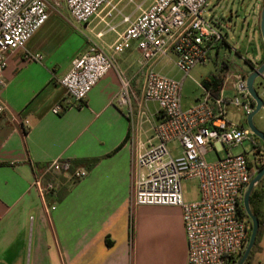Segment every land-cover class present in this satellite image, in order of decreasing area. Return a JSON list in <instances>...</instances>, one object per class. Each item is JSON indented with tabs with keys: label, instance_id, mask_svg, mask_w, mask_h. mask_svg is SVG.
<instances>
[{
	"label": "crops",
	"instance_id": "obj_1",
	"mask_svg": "<svg viewBox=\"0 0 264 264\" xmlns=\"http://www.w3.org/2000/svg\"><path fill=\"white\" fill-rule=\"evenodd\" d=\"M61 7L66 9L63 0ZM139 11L129 16L133 19ZM102 14L84 24L91 36L82 35L76 43L73 32H80L69 27V15L50 10L23 48L7 55L0 87L5 107L0 113V264H186L181 209L133 203L131 161L155 142L154 125L163 113L155 102L141 99L145 69L136 43L111 51L126 24L119 20L113 31L100 28ZM109 33L110 40L105 38ZM90 42L111 55L113 67L81 105H67L59 79ZM223 44L212 59L211 73L222 77L219 92L230 96L234 79L222 86L224 70H231L229 62L219 58ZM34 54L41 57L26 59ZM174 57L170 53L165 58L175 64ZM259 60L261 54L255 57ZM247 63V71L232 73L246 76L254 66ZM122 80L128 83L130 107L117 101ZM56 104L63 107L60 113L52 111ZM237 112L242 114L227 105L231 122L229 113ZM245 118L242 114L233 123L245 127ZM209 153L215 159L223 151ZM55 158L85 167L88 174L75 183L55 174L56 192L42 195L32 182ZM260 210L263 223L248 264H264V207Z\"/></svg>",
	"mask_w": 264,
	"mask_h": 264
},
{
	"label": "built area",
	"instance_id": "obj_2",
	"mask_svg": "<svg viewBox=\"0 0 264 264\" xmlns=\"http://www.w3.org/2000/svg\"><path fill=\"white\" fill-rule=\"evenodd\" d=\"M69 17L87 24L103 12L100 20L108 30L119 14L112 0H63ZM210 0H151L148 7L138 5L139 13L132 19L122 15L126 27L110 45L113 53L129 48L133 43L141 54L144 67L142 100L155 102L163 113L154 125L155 142L132 158V200L135 204L177 205L182 212V224L187 245L186 264H225L237 257L249 240L250 223L243 214V191L257 170L264 166V144L245 127L231 122L227 105L231 104L244 116L254 106V100L244 88L245 75L223 72L225 85L231 78L232 95L223 89L218 94L202 87L201 98L183 108L182 82L194 65L206 64L216 56L224 36L209 15H204ZM259 2V0H258ZM50 6L57 11L61 0H0V87L7 55L23 48L32 34L49 16ZM101 35V33L99 34ZM175 56V66L183 73L182 80L163 74L153 64L169 54ZM26 55L27 60L40 58ZM113 58L90 42L84 53L75 56L67 73L59 79L65 89L67 105H81L90 89L113 67ZM264 79V73L261 76ZM117 101L130 107L128 83L122 80ZM5 109L0 101V113ZM62 105L52 111L60 113ZM27 124L28 122L25 121ZM240 153L232 149L243 145ZM176 142L179 156L173 155L168 144ZM213 149L222 156L206 159ZM250 154V158H249ZM65 174L75 183L88 174L85 167H73L67 159H53L42 166L32 184L42 195L57 190L54 175ZM49 175V177H46ZM195 180L199 198H184L181 183ZM133 226L130 223V233Z\"/></svg>",
	"mask_w": 264,
	"mask_h": 264
},
{
	"label": "rangeland",
	"instance_id": "obj_3",
	"mask_svg": "<svg viewBox=\"0 0 264 264\" xmlns=\"http://www.w3.org/2000/svg\"><path fill=\"white\" fill-rule=\"evenodd\" d=\"M149 1L150 0H112L113 3H117V8L120 10V13L115 14L114 18L111 19L112 24H114L115 21L121 20L124 14L134 15L138 11V5L144 6ZM257 2L258 0H210L209 6L204 13V15H209L211 17L215 27L224 36V44L219 51V58H223L229 62L232 72L239 70L247 71L249 66L247 61H250V63L254 65V68L258 66L264 58V45L259 35V14L264 0H259L258 4ZM255 6L257 10H255ZM53 8L54 7L50 6L49 11L53 10ZM59 10L61 12L63 10L65 14L69 15L63 7L59 8ZM67 23L71 29L76 26L77 30L80 32L78 33L76 30L73 32L75 35L72 37L76 43L80 40L82 35L87 37L91 36L89 32L83 29L84 24H79L71 18ZM102 27L107 28L105 23L100 25V28ZM105 38L110 40V38L112 39V35L109 33ZM260 54L261 60L256 62L255 57ZM214 65V62L210 61L206 64L194 65L191 68L189 74L182 82L181 104L183 108L188 107L190 104L194 103L196 99L201 98L202 87L200 82L206 75L214 71ZM155 68L161 70L163 74L182 80L183 73L174 66L173 62L168 61L167 58H162L161 62L157 64ZM254 86L264 99V79L261 76L256 80ZM231 113H229V115L233 122L242 118L240 112H237L236 115H231ZM253 123L257 128L264 130V101L255 114ZM248 145H250V143L245 140L243 145L233 148L232 153H240L243 151V147ZM168 148L174 156H179L180 149L176 142L169 143ZM206 159L214 160L210 153L206 154ZM181 185L185 199L196 201L199 198L197 190L198 185L195 180H183ZM259 186L262 199L255 203L254 207L256 210L262 209V206L264 207V180Z\"/></svg>",
	"mask_w": 264,
	"mask_h": 264
},
{
	"label": "water",
	"instance_id": "obj_4",
	"mask_svg": "<svg viewBox=\"0 0 264 264\" xmlns=\"http://www.w3.org/2000/svg\"><path fill=\"white\" fill-rule=\"evenodd\" d=\"M259 31H260L259 35L264 45V2L261 6L260 14H259ZM250 70H251L250 73L246 75L244 88L248 91L250 97L254 100L253 101L254 106L252 111L246 115L245 123L248 129H250V131H252V133L255 135V137H257L264 144V130L257 128L253 123V118L260 109V107L262 106L264 101L263 97L259 94V92L254 86L256 80L264 73V58L258 66ZM263 176H264V166H262L259 170L255 172L250 182L248 183L247 187H245L243 191L242 206L247 217L250 219V234H249V240L247 241L244 250L242 251L240 257L237 259L235 264H244L247 257H249L252 251V248L255 244V240L257 239L260 222H259V217L257 216L256 213L252 211L250 207L251 205L250 194L253 188H255V186L260 182Z\"/></svg>",
	"mask_w": 264,
	"mask_h": 264
},
{
	"label": "trees",
	"instance_id": "obj_5",
	"mask_svg": "<svg viewBox=\"0 0 264 264\" xmlns=\"http://www.w3.org/2000/svg\"><path fill=\"white\" fill-rule=\"evenodd\" d=\"M222 81H223V79H222V77L219 74L211 73V74L206 75L202 79V81L200 82V85L203 88H206V89L210 90L212 93L218 94L219 89L221 87ZM256 139L259 140L257 137H256ZM263 180H264V176L262 177L260 182L255 186V188H253V190H252V192L250 194V204H251L250 207H251L252 211L254 213H256L257 216L259 217V222H260L259 223V230H258V234H257V239H258V236H259V231H260L261 224L263 223V219H262V216H261V210H256L254 205H255L256 202L261 201V199H262V194H261V191L259 189V187H260L259 185L261 184V182ZM243 214L246 216L247 221H248L247 223L249 225L250 219L247 217L245 211L243 212ZM249 234H250V229H248V237H249ZM256 240H255V244H254V246L252 248V251H251L249 257H251V254H252V252H253V250L255 248ZM240 255H241V253H240ZM240 255H238L237 257L229 258L228 260H226L225 264H235L237 259L240 257ZM249 257H247V259L244 262V264H248Z\"/></svg>",
	"mask_w": 264,
	"mask_h": 264
}]
</instances>
